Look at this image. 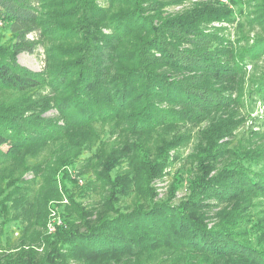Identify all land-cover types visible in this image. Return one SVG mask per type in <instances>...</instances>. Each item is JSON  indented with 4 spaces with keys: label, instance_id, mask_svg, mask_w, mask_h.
Returning a JSON list of instances; mask_svg holds the SVG:
<instances>
[{
    "label": "trees",
    "instance_id": "1",
    "mask_svg": "<svg viewBox=\"0 0 264 264\" xmlns=\"http://www.w3.org/2000/svg\"><path fill=\"white\" fill-rule=\"evenodd\" d=\"M99 1L0 0L11 35L0 46V197L19 201L20 226L33 232L38 190L50 192L61 165L77 161L92 197L71 202L52 256L16 246L0 264H134L158 249L264 264V226L245 229L264 207V130L244 128L264 104V0H245L251 11L227 0L239 14L236 41L212 25L235 20L219 0L168 15L159 0ZM37 46L40 70L18 63ZM49 109L57 115L45 117ZM169 167L158 198L152 182Z\"/></svg>",
    "mask_w": 264,
    "mask_h": 264
},
{
    "label": "rangeland",
    "instance_id": "2",
    "mask_svg": "<svg viewBox=\"0 0 264 264\" xmlns=\"http://www.w3.org/2000/svg\"><path fill=\"white\" fill-rule=\"evenodd\" d=\"M222 2L223 8L232 9L233 17L235 20L231 23L226 22H218L214 21L212 25L214 26H225V30L231 33L232 39H235V26L237 23V19L239 14L235 7L231 4H228L227 0H219ZM99 2L102 3V0ZM159 2H165V7L163 8L164 13L173 14L176 12H180L185 8L192 6L194 3H198V0H182L178 2L176 0H159ZM245 0H242L241 7L245 8L246 3ZM248 10H254L255 1H249ZM228 4V5H227ZM232 6V7H231ZM256 30V29H255ZM254 30V31H255ZM259 30V29H258ZM106 31V30H104ZM253 31V32H254ZM252 33V32H251ZM10 33L7 28L3 27L0 24V46L4 45L8 40H10ZM35 35L32 33L29 35V38H34ZM16 59L19 64L34 70H40L44 65V53L43 49L40 46H37L33 53L28 52H19L16 54ZM247 71L250 70V66H247ZM45 117H54L57 115L55 109H49L43 113ZM251 118L247 119L245 122V129H261L264 130V104L256 103L254 111L251 113ZM106 136V133L105 135ZM192 146V145H191ZM191 146H184L178 149V153L183 156V158H187V156L192 153ZM97 147H93L84 152L82 158L87 157L89 155H94L97 151ZM175 153V151H171L170 154ZM79 161L75 162V164H66L61 165L59 171L55 174V182L54 186L50 192L46 190H38L41 192V199L36 197L37 204H39V208L36 210L38 212L37 219H33L34 222L37 223V226H34V231L30 232L22 228L23 222L20 220L26 219V215L20 213L18 209L22 210V205L16 199H7L2 201L4 196L0 197V252L5 249L7 252L16 251V246H22L25 249L34 250L38 253V255H51L53 252H50V245L53 242L54 233L59 228H68L71 225V218H69V213L71 210V202L73 200L81 205L89 204L92 200L91 193L85 191L86 183L89 179V174H80L79 173ZM178 167V165L176 166ZM118 170L117 166H114L111 169V176L114 178L116 172ZM165 172V171H164ZM173 173V167H169L166 173L162 177H156V179L152 182L154 188L157 192L158 198H163L166 196L167 192L169 193V184L171 181V175ZM33 177L30 172L24 173L23 178L25 180H29ZM19 194V191H17ZM186 190L182 187L180 188L173 197V202L175 204L179 203ZM86 194V195H85ZM14 195V194H13ZM15 198V196H14ZM264 203V198L260 200V202ZM20 207V208H19ZM219 207H214L212 211L217 210ZM258 207L256 208V210ZM256 210H252L256 212ZM69 213L67 214V212ZM64 216V217H63ZM22 217V219H19ZM24 217V219H23ZM65 219L68 221V224L65 223ZM253 220L250 221L249 224L246 221L243 223L246 225L245 229H260L264 226V207H261V211H257L256 214L252 217ZM216 221L213 219V222ZM212 224V221L209 222ZM61 243H58L57 246L59 249H62ZM151 254L145 253V257H142L140 260L133 261L134 264H210V260L212 257L205 256L199 252L189 249H179L172 252L171 250H163L158 249L155 251H151ZM63 264H76L73 259L66 261ZM97 264H104V262H98Z\"/></svg>",
    "mask_w": 264,
    "mask_h": 264
}]
</instances>
